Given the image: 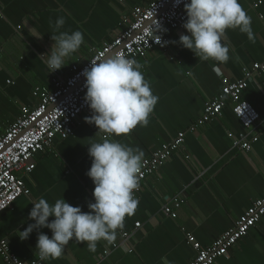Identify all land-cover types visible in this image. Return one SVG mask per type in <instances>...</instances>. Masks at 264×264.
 <instances>
[{
    "label": "crops",
    "instance_id": "0c3cea01",
    "mask_svg": "<svg viewBox=\"0 0 264 264\" xmlns=\"http://www.w3.org/2000/svg\"><path fill=\"white\" fill-rule=\"evenodd\" d=\"M155 0H0V136L19 117L23 107L38 104L35 88L51 91V75L42 61L50 51L55 21L63 17L60 32L80 30L84 44L66 59L60 71L69 74L72 65L86 62L94 49H99L120 34L136 7H146ZM257 0H239L251 17L255 42L238 29L226 30L229 60L218 63L201 61L191 50L172 43L166 51L152 50L138 61L141 71L158 96L146 127L136 126L127 135L110 137L122 144L139 148L144 159L178 132H185L183 147L172 155L158 171L146 178L136 195L135 213L125 217L124 227L115 239L97 242L95 251L87 243L70 240L59 259L43 264H189L194 252L186 244L191 235L202 246L212 244L233 228L251 203L264 193V72L255 74L242 93L260 115L261 122L253 132L259 137L250 152L235 150L227 134H239L241 126L231 111L188 132L202 115L205 105L219 95L226 83L242 78V69L264 59V4L252 8ZM51 21V25H50ZM42 34L41 38L32 36ZM183 31L173 34L178 41ZM88 114L79 116L75 133L66 139L56 138L52 147L33 158L35 168L21 175L27 196L18 198L0 215V241L25 263L38 260L34 230L26 240L19 232L34 221L28 218L33 202L43 197L50 203L64 199L82 211L93 202L94 185L86 172L91 166L88 145L99 141L102 133L94 124L85 122ZM97 131V132H96ZM197 177V178H196ZM184 192L186 202L171 220L162 207L169 199ZM53 218L49 217V221ZM135 224L139 228L135 229ZM51 237L47 228L39 230ZM129 233L126 244L121 235ZM107 251V254L104 252ZM131 251V252H129ZM0 264H5L0 258ZM216 264H264V216L229 251L227 258Z\"/></svg>",
    "mask_w": 264,
    "mask_h": 264
},
{
    "label": "clouds",
    "instance_id": "9594fccd",
    "mask_svg": "<svg viewBox=\"0 0 264 264\" xmlns=\"http://www.w3.org/2000/svg\"><path fill=\"white\" fill-rule=\"evenodd\" d=\"M181 2L175 0L177 5ZM184 10L186 20L182 27L188 34L181 35L173 43L191 50L201 61L228 62L230 48L223 42L226 30L238 29L255 42L251 17L239 0H187ZM64 23L63 17L55 21L53 31L59 34L51 36L54 43L42 57L48 73L67 65L66 59L85 42L80 30L60 32ZM149 31L155 36V42L161 44V36L156 33L166 29L155 21L149 25ZM32 36L39 39L42 34ZM167 43L164 41L162 46ZM141 67L125 54L114 53L91 63V67L81 73L85 77L84 101L92 113L85 117V122L94 124L102 133L99 141L88 145L91 166L86 175L94 185V202L87 205V212L64 199L50 203L41 197L32 203L28 218L34 222L18 231V237L23 241L34 230L38 232L35 249L40 261L61 258L72 239L86 242L89 250L95 251L98 241L115 239L117 230L124 227L125 217L135 213L138 199L134 192L140 187L139 173L144 153L110 137L127 135L136 126L146 127L149 123L159 98L153 94ZM49 217L53 219L49 221ZM43 228L51 231V237L39 231Z\"/></svg>",
    "mask_w": 264,
    "mask_h": 264
},
{
    "label": "built area",
    "instance_id": "2783aa9c",
    "mask_svg": "<svg viewBox=\"0 0 264 264\" xmlns=\"http://www.w3.org/2000/svg\"><path fill=\"white\" fill-rule=\"evenodd\" d=\"M186 2L187 0H182L177 5L175 0H155L146 7L134 8L125 29L112 40L105 42L101 48L94 49L92 56L86 62L72 65L68 75H64L60 69L51 72L53 85L51 91L34 89L32 95L39 101L37 106L33 109L23 107L19 117L0 136V215L18 198L29 194L21 175L34 170V156L52 147L56 138L72 137L80 115L85 113L91 116L92 113L84 101L86 88L85 77L81 75L83 70L90 68L91 63L99 62L114 53H123L138 63L152 50H168L173 43V34L184 30L182 25L186 20L184 10ZM262 4L264 0H257L252 4V8L257 9ZM154 20L166 29L156 33L161 36V44L155 42V36L149 31V25L154 24ZM164 41L168 43L162 46ZM262 72H264V59L252 64L251 67H244L242 78L224 84L219 95L205 105L202 115L189 127L188 132H195L198 127L220 118L224 108L230 105L233 115L241 126L239 134H227L231 147L250 152L253 144L259 140L258 135L253 132L258 128L261 118L249 103L242 100V93L253 76ZM184 141L185 132H178L169 143L163 144L149 158L143 160L139 173L140 187L134 192L135 197L146 178L155 174L173 154L178 152L183 147ZM183 194L184 192H181L173 196L162 207L163 214L171 220L177 218L178 209L186 202ZM263 216L264 193L251 203L233 228L224 232L211 245L202 247L193 236L187 234L186 244L194 252V258L189 264H216L219 258H227L230 249L245 238ZM139 226L135 224V229ZM129 237V233H123L121 242L113 244L112 247L115 249L126 244ZM104 254H107V251ZM0 258L5 264H43L44 262L39 259L32 263L21 261L10 252L4 241H0Z\"/></svg>",
    "mask_w": 264,
    "mask_h": 264
}]
</instances>
